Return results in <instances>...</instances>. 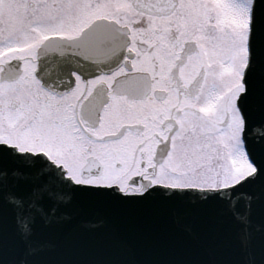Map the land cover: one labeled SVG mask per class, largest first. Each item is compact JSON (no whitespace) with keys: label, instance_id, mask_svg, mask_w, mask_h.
Returning a JSON list of instances; mask_svg holds the SVG:
<instances>
[{"label":"snow or ice","instance_id":"6c2138e0","mask_svg":"<svg viewBox=\"0 0 264 264\" xmlns=\"http://www.w3.org/2000/svg\"><path fill=\"white\" fill-rule=\"evenodd\" d=\"M0 264H264V0H0Z\"/></svg>","mask_w":264,"mask_h":264},{"label":"water","instance_id":"95a60500","mask_svg":"<svg viewBox=\"0 0 264 264\" xmlns=\"http://www.w3.org/2000/svg\"><path fill=\"white\" fill-rule=\"evenodd\" d=\"M119 225L134 248L153 251H162L167 239L175 229L174 225L145 220L135 214L122 215ZM110 227H112L111 222L97 227L94 231L103 232Z\"/></svg>","mask_w":264,"mask_h":264}]
</instances>
